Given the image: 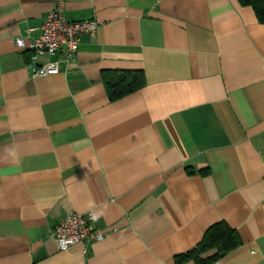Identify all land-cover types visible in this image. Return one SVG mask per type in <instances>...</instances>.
I'll return each mask as SVG.
<instances>
[{
	"label": "crops",
	"instance_id": "crops-1",
	"mask_svg": "<svg viewBox=\"0 0 264 264\" xmlns=\"http://www.w3.org/2000/svg\"><path fill=\"white\" fill-rule=\"evenodd\" d=\"M55 0H0V264H177L212 224L240 243L211 264H264V23L238 0H63L95 18L58 71L18 36ZM141 70L110 100L101 74ZM89 200L95 202L88 207ZM103 237L59 248L68 212ZM179 264H197L189 259Z\"/></svg>",
	"mask_w": 264,
	"mask_h": 264
},
{
	"label": "built area",
	"instance_id": "built-area-1",
	"mask_svg": "<svg viewBox=\"0 0 264 264\" xmlns=\"http://www.w3.org/2000/svg\"><path fill=\"white\" fill-rule=\"evenodd\" d=\"M100 23L95 18L69 20L63 13V0H55L46 13L36 36L13 39L21 49L31 51V71L34 75H47L58 71L60 60L37 64L42 55L60 54L61 61H69L77 52L78 37L83 33L93 34ZM91 211L85 213L68 212L56 223L51 232L59 248L76 242H89L103 237L91 219Z\"/></svg>",
	"mask_w": 264,
	"mask_h": 264
},
{
	"label": "trees",
	"instance_id": "trees-1",
	"mask_svg": "<svg viewBox=\"0 0 264 264\" xmlns=\"http://www.w3.org/2000/svg\"><path fill=\"white\" fill-rule=\"evenodd\" d=\"M241 5L253 9L258 22L264 23V0H238ZM105 90L110 100H115L139 87L145 80L141 70H111L101 74ZM240 243L236 230L225 221L210 225L195 247L174 257L179 264L192 259L197 264H211Z\"/></svg>",
	"mask_w": 264,
	"mask_h": 264
},
{
	"label": "clouds",
	"instance_id": "clouds-1",
	"mask_svg": "<svg viewBox=\"0 0 264 264\" xmlns=\"http://www.w3.org/2000/svg\"><path fill=\"white\" fill-rule=\"evenodd\" d=\"M88 207H89V208H94V207H95V202L92 201V200H89V202H88ZM91 219H92L93 221H95L96 219H98L97 214H96V213H93L92 216H91Z\"/></svg>",
	"mask_w": 264,
	"mask_h": 264
}]
</instances>
